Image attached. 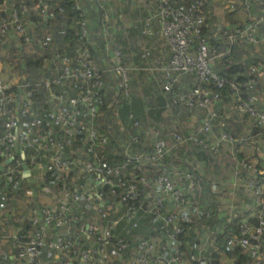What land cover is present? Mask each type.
<instances>
[{"label":"built area","instance_id":"obj_1","mask_svg":"<svg viewBox=\"0 0 264 264\" xmlns=\"http://www.w3.org/2000/svg\"><path fill=\"white\" fill-rule=\"evenodd\" d=\"M91 1L99 13V23L95 34L100 37L103 44L104 64L95 63L86 47L76 48V53L72 56L55 52L57 70L42 80L45 84L56 85V88L50 90L48 99L53 101L54 105L45 112L42 127L39 129L30 124L20 127L16 115H8L2 122L0 156L3 162L10 163L6 169L0 168V181L11 188L20 187L21 182L17 172L25 177L30 175V169L34 168L32 173L34 178L40 177L44 169L49 173L51 183L60 182L61 185L57 186L56 190L50 182L42 183L38 187L37 192L51 195L52 204L33 202L29 205V232L22 235L17 231L13 235L17 241L14 244L12 259H0V264H39L41 262L40 248L52 250L53 260H58L60 264H72V260H76L75 264H104V261L111 264L116 259L121 264H147L151 258L157 264H170V262L182 264L177 250L153 258L151 252L154 243L151 240L138 237L131 245L125 236L109 232L110 227L120 219L125 220V223L129 224L128 227L136 226L138 216L134 201L137 194L139 195L137 183L146 184L147 177L141 172L139 176L133 175L135 180L126 178L124 174H121V170L125 169L130 160L126 150H124L126 154L124 159L109 162L106 158L110 155L104 153L100 147L108 141L109 137L107 133L98 132L94 124L99 113V104L102 103L101 89L105 87V75L107 73L112 80L111 85L116 98H127L131 92L130 72L135 68L129 65L119 46L109 43L112 33L111 24L107 12L100 9V0ZM203 1L154 0L152 16L144 19L139 32L150 36L157 29L167 43L169 56L163 64H155L150 68L148 65L141 69L145 73L149 69L160 70L158 86L162 91L169 93L170 100L165 105L167 111L174 106L185 108L200 106L205 109L202 120L195 128L186 132H182L179 128L169 129L166 136L173 142L196 143L200 148L216 153L225 144L224 142L240 145L248 141L249 136L230 135L225 129L226 121L217 118L216 111L211 108V104L219 96L218 92L209 87L198 86L200 83H212V86L217 88H237L234 82L225 80L211 67L213 57L220 53H211L205 37L199 35V26L204 21ZM238 1L242 2L245 8L252 3L256 4L258 13L242 25L224 27L220 33L229 42L239 38L255 43L257 41L255 31L264 21V0ZM71 5L78 11L77 32L80 36H85L90 31L85 8L79 0H72ZM36 6L39 7L38 13L44 21L53 16L48 0L37 1ZM152 18L156 22L155 29L150 24ZM9 23L13 25L15 32L20 35L25 33L20 18L14 10L10 12L8 19L1 20L0 33ZM262 40L264 43V38ZM47 42L46 38L41 40L43 45ZM250 70L257 73L263 71L261 67L256 66H251ZM186 74L192 75L191 87L188 90L175 91V86ZM7 84L8 82H0V89L7 87ZM28 93L29 91L27 95ZM29 107V101H23L19 109L20 113H29ZM235 112L237 115H246L252 122L263 128L262 132L255 137L253 147L256 149L264 147V109H256L247 101H239L235 106ZM0 114H4L1 107ZM128 117L133 125L139 126L132 112H129ZM212 123L216 125L218 132L209 137ZM145 130L150 138L153 137L152 150L144 156L138 154V157L153 161L168 149L167 137L158 135L160 129L157 125L151 126L152 131ZM77 135L82 143L80 153L74 156V152H71L63 157V139ZM137 138L136 133L129 137L130 140H137ZM27 147L32 148L35 153L33 152L28 160H25L24 152ZM39 150L45 153L38 154ZM214 157L219 158V155ZM139 158V164L135 168L141 166L145 168V161ZM234 161L236 166L250 169L255 175L250 187L257 207L253 216L256 217V223L241 219L238 223V234L226 236L225 241L227 245L238 243L246 248L251 264H264V180L260 182L255 179L258 174H262L264 178V155L261 166L246 161L242 156L234 157ZM23 163L26 164L27 171L22 169ZM169 171L156 172L153 182L160 194L153 197L151 205H148L145 211L158 217L162 223L159 228L166 231L167 236L174 237L181 230L179 223H175L174 220L188 221L189 219L183 214L184 209L187 206L197 207L196 200H191L187 195L189 188L196 186V180L187 171L178 169ZM181 173L186 179L185 185L174 182L172 175L180 176ZM104 186L108 195L115 197L124 206L122 209L115 208L118 215L110 223L100 221L101 224H99L94 219L84 220L82 215L84 210L81 208L83 201L88 204L90 200L96 199L98 202L93 205V208L101 212V216L108 213L111 202L102 194L101 188ZM30 188L33 190L34 185ZM57 191L62 193L60 197L55 195ZM2 193L6 194V191ZM161 197L174 203L175 213H162L158 209ZM118 209H120L119 212ZM177 213L181 214L177 216ZM197 214L195 213L194 216ZM71 223L74 225L71 226ZM168 225L170 230L167 229ZM81 236H85L86 241L83 243L84 246H77Z\"/></svg>","mask_w":264,"mask_h":264},{"label":"trees","instance_id":"obj_2","mask_svg":"<svg viewBox=\"0 0 264 264\" xmlns=\"http://www.w3.org/2000/svg\"><path fill=\"white\" fill-rule=\"evenodd\" d=\"M37 1L42 0H0V23L3 18L8 19L10 12L15 11L17 13V16L20 18V21L22 23V26L25 30V33L23 35H20L19 33V39L21 46L18 47L20 49V52L18 51L17 56V65L18 67L17 73L20 75L17 81H14L12 83L8 82L7 87L0 89V107L4 110V114H0V129H3L2 122L8 115H16L18 124L20 127L25 126V124H30L34 127H39V129L43 125V117L45 115V112L47 109L52 107L54 105L53 101H49L50 90H53L56 88V85L54 84H45L42 80L44 78L51 76L52 73H54L57 70L56 66V59L54 57V53L57 52L59 54H67L69 56H72L76 53V48L78 47H86L89 54L91 55L93 61L95 63L97 62L98 57L103 58V44L100 38L95 34H91L89 31L87 35L80 36L77 32V9L73 8L71 5L72 0H48V5L51 6L53 11V16L50 17L47 21H44L42 16L38 13V8L36 6ZM174 2L177 1H191V0H173ZM81 4V0H79ZM83 6V5H82ZM205 0L203 1V10H204V21L199 26V35L205 37V41L207 43V46L209 50L212 53H220V56H214L211 62V67L213 70L220 76H222L225 80L232 81L236 84L237 88H217L212 86V83H200L198 84L201 88H211L214 91H217L219 96L216 100L213 101L212 105L214 103H228L230 104V109L233 110L234 114L235 112V106L239 101H247L249 104H251L256 109H264V103L258 104L257 99L253 98L256 95L258 96L259 93L264 94V70L262 68L261 73L252 72L250 70L251 66H258L261 67L262 65V54L264 55V52L260 50L257 51L258 55L257 57L254 55L256 54L254 49H249L245 47V49L248 51L247 57H243L239 59L237 58L234 53L235 50L232 51V47L236 48L239 46V44L242 42L253 45L252 42L245 40V39H239L236 38L232 42H229L228 40H225L223 36L221 35L220 31L225 26L218 24L215 25L214 23H211L213 21V17H210L207 14L208 10L206 8ZM256 6V4L252 3L247 7V11L249 7ZM24 7V9H22ZM84 7V6H83ZM250 11V10H249ZM258 13V11H257ZM256 13V14H257ZM253 15L248 14V16L244 19L248 21L249 19H252ZM244 22H236L230 26L236 25V24H244ZM40 26H44L46 29L41 37H39L35 42H32L31 44L33 47L31 48V51H24V46L31 42L32 39V33L35 32V28ZM216 26V29L218 31V34L221 35L222 38H214V37H207V29L208 26ZM25 27L28 29V27H32L34 30L31 32H27ZM264 25L261 24L258 25L256 31H255V37L259 38L262 34L260 32V29H263ZM229 28V27H228ZM9 29L14 30L13 25L11 23L7 24L4 31L1 34H4L8 32ZM214 30V27H213ZM15 32V31H14ZM259 33V34H258ZM264 35V34H263ZM26 36V38H24ZM46 38L47 43L45 45L41 44V40ZM223 41L225 43H223ZM1 47V45H0ZM1 58H5V54L0 52ZM15 56V55H14ZM232 56V58H231ZM233 56L236 57V59L233 58ZM9 57V61L11 63L13 62ZM99 58V59H100ZM219 58V59H218ZM258 58V59H257ZM98 59V60H99ZM19 60V61H18ZM243 60V61H240ZM6 59L3 62L4 65H6ZM14 67V66H13ZM50 67L51 70H50ZM47 68L49 71H47ZM192 75L186 74L181 77L179 80V83L175 86V91L180 90H188L191 87L192 84ZM2 83H5V81H0ZM110 90V89H109ZM29 91L28 95L27 92ZM73 90L71 89V92ZM10 93V94H9ZM102 93V103L99 104V113H97V120L94 121L95 127L98 132H104L107 133L108 141L101 144V150H103L104 153H107L110 156H107V161L109 162H117L125 158L126 154L129 156L130 160H128L127 165L125 169L121 170V174H124L126 178H130L135 180L133 175H141V172H143L147 177V182L154 185V179L155 174L158 171H169L170 167H172L174 164L171 159L170 155L168 157V151H165L160 157L155 158L153 161L145 160L144 157L139 158L138 154L141 156H144L149 154V152L152 150V142L153 137L150 138V135L145 133V126H150L152 123L148 122L146 120V116H148V119H152V122L157 123L159 119L161 118L160 112L166 108V103L168 100L169 93H166L162 91L159 87L158 90L155 91L154 97L152 98V101L145 102L148 104L149 108H146V104L142 101H139L138 104L134 107L133 110V117L138 120L139 126H135L130 122L129 119V113L127 115V123L128 127H130L131 131L129 133V137L131 134L136 133L138 135L137 140H130L127 143V145H124V147H117L115 141L120 136L117 133L113 131V124L112 120L114 117L113 108L118 104L117 102L121 103L123 100L129 99V97H121L116 98L114 89L111 88V98L114 100L111 103V106L106 107V102H109L111 99L108 95H106L104 87L101 89ZM107 98V101H106ZM7 99V100H6ZM29 101V113H20L19 109L22 105L23 101ZM257 100V101H256ZM151 105V106H150ZM211 108L216 111L217 118H222L226 121L225 129L228 130V117L225 115V113H222L221 110L216 109L215 107ZM198 108H201L200 106H195ZM185 108V107H183ZM204 112L205 109L201 108ZM37 118H36V117ZM226 116V117H225ZM242 116V115H241ZM246 116V115H245ZM132 117V118H133ZM133 118V119H134ZM99 120V122H98ZM125 121V122H126ZM149 121V120H148ZM215 122V121H213ZM156 126V125H155ZM252 127V131H256L255 135L256 137L262 132L263 128L254 122L250 124ZM158 127V126H157ZM159 128V127H158ZM158 131L159 136H166V133L169 130L161 129ZM176 129V128H175ZM152 131V130H150ZM229 132V130H228ZM146 134V136H144ZM230 134V132H229ZM231 135V134H230ZM234 136V135H232ZM128 137V138H129ZM236 137V136H234ZM172 144H175L177 142H173L171 140ZM183 146L187 145L191 147V150L193 151V155H196L197 157H205L211 159V157L217 156L218 151L216 153H211L205 149L200 148L196 143H180ZM63 145H64V151L62 152V156H68L71 152H74L73 150L75 148L82 149V143L81 140L78 138V135L75 137H69L63 139ZM113 148V149H111ZM124 150H126V154L124 153ZM33 149L27 147L24 152V158L25 160H28L29 156L33 154ZM35 153V152H34ZM45 153L44 151L39 150L38 154ZM80 153V152H79ZM79 153L74 152V156L78 155ZM239 156V155H238ZM42 158V157H41ZM137 158V159H136ZM138 158L145 161L146 165L145 168L142 166L139 168H135L136 165H138L139 161ZM183 158V160H180L185 164L183 167H180L177 162H180L179 160H176L174 165L179 166V171L183 170V172L187 171L192 174L193 177L197 179V169L194 166V160ZM10 162H3V159L0 156V168L6 169L7 165ZM158 169V170H156ZM30 175L22 177L20 176V173L17 172V175L20 177L21 185L17 188H11L8 185H5L4 182L0 181V204H4L6 202V197L10 198L7 202L10 203L12 200H14V203L12 204L13 207H19L22 209H28L29 205L33 202L24 200L22 204H15L18 203L16 199H19L22 195V192L24 191V188L28 186L29 188L34 185V189L38 190V187L42 183L50 182L53 189H57V186H60L61 183H51V180L49 179V173L42 169V172L40 174V177L34 178L32 176V173L34 172V168L30 169ZM129 172H131V177H129ZM170 172V171H169ZM172 175V174H171ZM174 182L185 185L186 179L184 175L181 173V175H172ZM263 177V176H262ZM180 178V179H178ZM30 179L34 183L27 182V180ZM264 180V178H262ZM261 180V181H262ZM202 188L200 189L199 195L195 196H189V191L187 193L188 197L191 200H197L198 196L202 202L195 201L197 204H201L200 211L198 212L197 216H194L191 220L179 222L178 219H175V223H179L181 230L177 232L174 237H169L165 234L166 231L163 229H160L161 226V220L157 218L154 214H149V212L145 211L147 204L151 205V200L153 201V197L155 195H159L160 193L150 195L149 197L147 195L144 196V193H146L148 190L144 188V184L137 183V188L139 191V195L137 194V198L134 201L135 206L137 207V216L142 215V218L139 220H142L145 218V215H150L151 223L153 225V229H148V231L143 233L144 238L148 237H155L160 239L157 243L154 244V248L152 249V257L155 258L157 255L162 254H168L169 252L173 250H177V252L180 255L181 263L182 264H197L199 261H203L204 264H219L220 260L223 257L229 258V262L231 264H251L250 257L248 253L246 252V248L239 245L238 243H234L232 245H227L225 238L226 236L230 235H237L239 232V226L238 223L240 221V218L242 216L238 215L237 217H232L226 220V222H222V215L217 217V213L214 209L216 202L213 200V190L208 187V185L211 187L210 183L205 182L206 180L201 179ZM148 183H146V186ZM103 196L112 203H115L117 207L122 209L124 206L119 201L115 199V197L108 195V191L106 187L104 186L101 188ZM2 191H6V194H3ZM153 191V190H152ZM151 193V191H149ZM98 201L96 199H92L89 202V206L87 207L85 204L86 202L83 201L81 203V206H83L85 215L84 220H87L88 213L90 211V208L92 209V215L91 218L99 221H102V223H110L112 219H109V214L107 213L105 216H101L97 210H95V207L93 208L94 204H97ZM170 203V202H169ZM196 204V205H197ZM23 205V206H22ZM87 207V208H86ZM158 209L162 213H175L176 211H165L164 205L162 203V197L160 200V206H158ZM88 210V211H86ZM207 210V211H206ZM21 214L27 215L26 211H23ZM100 214L99 217L97 215ZM212 214L216 215L217 218H214L215 220L211 221V224L209 228L206 230L208 233L211 232L207 236V242L208 244L204 247V250L209 249L208 254H197L196 249L192 247L195 245L200 238V234H195L196 239L194 237H191V235L194 234V231H192V227H194V222L192 220L199 221L202 219H208L212 217ZM96 218H95V217ZM29 218H25L21 223V228L19 230L20 234H27L29 232ZM249 223H256V217L249 218L247 220ZM140 223V222H139ZM216 223V224H214ZM222 224L224 226L222 227ZM74 223H71V226H73ZM138 222L135 227H128L129 224L125 223V220L120 219L119 221L115 222L112 227H110V234H118L125 236V238H128V234L132 231H136L138 227ZM218 225V226H217ZM160 229V231H159ZM167 229L170 230V226H167ZM204 233V231H203ZM17 241V240H16ZM86 237L81 236L80 239L77 241V246H84L83 243H85ZM130 244L131 240L129 239ZM156 242V241H154ZM173 243V244H170ZM212 243V244H211ZM212 245V246H211ZM14 249V248H13ZM48 251L50 253H47V256L45 259L53 260V251L45 248H40V254L42 251ZM163 252V253H162ZM69 254V252H67ZM39 254V255H40ZM41 261V260H40ZM56 264H60L58 260H54ZM76 260H72V264H75ZM39 264H44L42 261ZM54 264V263H53ZM147 264H157L155 260L152 258L149 260ZM159 264V263H158ZM170 264H179L175 262H170Z\"/></svg>","mask_w":264,"mask_h":264},{"label":"crops","instance_id":"obj_3","mask_svg":"<svg viewBox=\"0 0 264 264\" xmlns=\"http://www.w3.org/2000/svg\"><path fill=\"white\" fill-rule=\"evenodd\" d=\"M226 0H205V4L207 6L211 7V16L213 17V21L211 23H214L215 25L221 24L224 25L225 28L231 27L230 25L238 22H244L245 18L250 15H254L258 11V6L249 7L248 11L247 8L244 7L243 3L238 1L239 3H236L235 7L230 8L227 10L222 6V4H225ZM233 1V0H232ZM237 0H235L236 2ZM101 2V10L106 11L108 14V18L111 24V38L109 40V43H113L116 46H119L121 48V51L124 54V57L128 61L129 65H131L133 68H135L133 71L136 73L131 74V81L132 85H136L137 83L136 78L140 80V84H153V82L147 80L149 77L156 78L155 76L158 74V82L160 80V70H150L145 73L144 70L141 68L149 65L148 68L151 66L163 64L166 59L169 56V49L167 46L166 41L159 35L157 29H155L156 22L153 20V18L150 20V24H152L154 30V34L147 36L144 34H141L139 32L140 27L143 25L144 19L147 17H151V13L154 10V0H100ZM81 4L84 6L86 11V19L88 26L90 28V32H96L98 27V20H99V13L98 10L95 8L94 3L91 0H81ZM229 4V3H228ZM238 9L240 10L238 12ZM250 10V11H249ZM222 13V15H221ZM217 20V21H216ZM264 22V21H263ZM262 22V23H263ZM261 25L263 26L264 23ZM214 27V30H213ZM263 29H260L261 34H264V27ZM28 29L33 32L32 27H28ZM95 34V33H94ZM207 37H214V38H222L220 34H218V31L216 29V26H208L207 29ZM259 34V33H258ZM19 34L17 32H14V30L9 29L8 32L1 34L0 33V52L5 54V58H1L0 55V81L5 82H14L17 81V71L18 67L17 65V56L18 51L20 52V49L18 47L21 46V43L19 42ZM100 38V37H99ZM225 40H228L227 38L223 37ZM101 40V39H100ZM258 42V41H257ZM223 43H225L223 41ZM254 51L256 54H254L256 57L258 55L257 51L259 52L262 50L264 52V47L260 45L258 42L253 44ZM31 49V47H30ZM32 50V49H31ZM30 50V51H31ZM235 50L234 55L239 59L243 57H247L248 52L245 47L243 46L242 42L234 48L232 47V51ZM15 55V56H14ZM220 56V55H218ZM233 56L234 59L236 57ZM10 59L15 62L11 63L9 61ZM100 57H98L99 59ZM232 58V56H231ZM262 65L261 67L264 70V55L262 54ZM6 59V65L3 64V62ZM97 59V62L99 64H104V58ZM219 59V58H218ZM258 59V58H257ZM19 61V60H18ZM243 61V60H240ZM14 66V67H13ZM131 70V71H132ZM148 76V78L146 76ZM106 79H105V92L106 95H108L111 98V88L112 87V80L110 79L109 75L106 73ZM142 76V77H141ZM141 77V78H140ZM137 80V81H138ZM156 80V79H155ZM110 89V90H109ZM138 93V91L136 92ZM153 98V97H152ZM152 98L146 100L144 97H140L138 95H135L132 93L131 97L129 99L123 100L121 103L119 101L118 104L113 108L114 117L111 121L113 124V131L120 135L117 140L115 141L116 146L124 147V145H127L129 142V133L131 131L130 127H128L127 123V115L129 112H134V107L138 104L139 101H143L144 103L147 101H152ZM258 104L264 103V94L259 93V95L256 97ZM107 101V98H106ZM112 101H114L112 98L109 100V102H106V107L111 106ZM146 104V103H145ZM212 105V104H211ZM149 105L146 104V108ZM151 106V105H150ZM212 107H215L216 109H219L222 111V113H225V115L228 117V130L231 135L239 136V135H248L249 138L248 141L239 144L231 143V142H224L219 151L218 155L219 158L211 157L209 158L205 157H197L196 155H193V151L191 150L190 146H183L180 143L172 144L171 140L167 137V143H168V151L167 154L171 156V161L175 163L176 160H183V158H189L191 160H194V166L197 169V172L199 175H197V179L195 178V185L194 187L189 188V196H195L199 195L200 189L202 188L201 179L206 180L205 182L210 183L211 187L208 185L210 189L213 190L212 195L214 196V192L216 191V195L213 198L215 200L216 205L214 207L216 213L218 214L217 217L222 215L221 219L222 222H226L227 219L232 217H237L238 215L242 216L241 219L248 220L249 218H254V213L256 212V204L253 199L252 195V189L250 187L251 183H253V179L255 175L252 173L250 169H245L240 166H236V160L234 161V157L242 156L246 159V161L253 163L256 166L262 165V157L264 155V147H260V149H256L253 147V143L255 141V133L256 131H252V127L250 124L252 123V120L245 116V115H237L234 114L233 110L230 109V104L228 103H214ZM203 111L201 108L198 107H189V108H183L179 106L170 107V110L167 111V108L163 109L160 112L161 118L157 123L152 122V119H148V116H146L147 123L151 122L152 124L147 129L150 131L151 126L157 125L161 129H175L179 128L182 132H186L190 129H193L196 127V125L202 120L203 118ZM149 120V121H148ZM126 121V122H125ZM99 122V120H98ZM211 132L208 134L209 137L214 136L217 134L218 129L214 123H212ZM80 148H75L73 151L79 153ZM113 149V148H111ZM235 149V150H234ZM186 159V160H187ZM177 162V161H176ZM170 167V169H180V167H183L185 164H183L182 161L177 162L179 165H174ZM129 175L131 176L132 174ZM28 176V175H27ZM262 174H258V176L255 178L258 181L261 182L262 180ZM180 179V178H178ZM27 182L34 183V180L31 181L30 179L27 180ZM148 185L144 184V188L148 191L144 193V196L147 195L148 197L152 195V193L157 194L158 191L154 187L153 184H150L147 182ZM201 187V188H200ZM153 190V191H152ZM151 191V193L149 192ZM28 193V192H27ZM31 193V192H30ZM36 194V193H35ZM32 194L31 197L36 196L38 197V201H40L38 194ZM44 195V194H43ZM26 196H29L25 193V191L22 192V195L19 196V199H16L18 203H15L17 205L21 204V200L24 201ZM42 196V195H41ZM44 197V196H43ZM198 199L196 201H200L201 199L196 196ZM47 202V201H45ZM170 202V203H169ZM202 200L200 201V203ZM229 202V203H227ZM12 204L14 202H11ZM38 203V202H36ZM152 203V200H151ZM162 203L164 205L165 211H173L174 203H171L168 199H162ZM5 203V205H0V218L2 217V220L0 219V259L2 260H10L12 259V252H14V244L16 243L15 239L13 238V235L20 230L21 223L25 218H29V210L26 209L27 215H23L21 208L19 207H13L12 204ZM52 204V202L50 203ZM149 205V203L147 204ZM87 207L89 204L86 205ZM86 207V208H87ZM201 204H197V207L194 208L192 206H187L184 209L183 214L186 215V217L191 220L194 217L195 213H198L200 211ZM83 209V206H81ZM84 210V209H83ZM88 211V210H86ZM150 214V213H149ZM145 215V218L142 220H139L142 218V215L137 217L138 227L136 231H132L128 234V238L131 240V243H133L138 237H142L143 233L148 231V229H153V225L151 223L150 215ZM181 213H177V216ZM199 214V213H198ZM82 215H85V212L82 213ZM6 217L8 218L7 221H5ZM217 218L216 215L212 214L211 218L208 219H202L199 221H194V227H192V231H194V234L191 235V237H194L196 239L195 234H200L201 240H199L195 245L194 249H196L197 254H208L209 249L204 250V247L208 244L207 236L211 233L210 231L207 233L206 230L209 228L211 221L215 220L213 219ZM158 218V217H157ZM11 219V220H10ZM140 222V223H139ZM216 224V223H214ZM218 226V225H217ZM224 224H222V227ZM204 231V233H203ZM149 240H151L154 244L157 243L160 239L155 237H148ZM156 241V242H154ZM173 244V243H170ZM212 244V243H211ZM212 246V245H211ZM163 253V252H162ZM41 256V254H40ZM47 256V254H46ZM44 256V258L46 257ZM41 260V257H40ZM230 260L229 258L223 257L219 264H225L228 263ZM231 263V262H230ZM197 264H204L203 261H199Z\"/></svg>","mask_w":264,"mask_h":264},{"label":"rangeland","instance_id":"obj_4","mask_svg":"<svg viewBox=\"0 0 264 264\" xmlns=\"http://www.w3.org/2000/svg\"><path fill=\"white\" fill-rule=\"evenodd\" d=\"M229 3V4H228ZM236 3H239L238 2V0L235 2V0H226L225 1V4H222V6L227 10V8L229 9L230 8V6H232V8H234L236 5ZM206 8L208 9V10H206L207 11V14L209 15V16H211V12H212V10H211V7L210 6H206ZM240 10L238 9V12H239ZM221 15H222V13H221ZM217 21V20H216ZM238 23H240V20H238ZM264 23V22H263ZM262 23V24H263ZM30 28V27H29ZM25 29H26V31L28 32L29 30L25 27ZM46 29L44 28V26H40V25H38V27H36L35 28V32L34 33H32L33 35H32V39H31V42L30 43H28V44H26L25 46H24V51H30L31 49H30V47L32 48L33 47V45L31 44L32 42H35L39 37H41V35L43 34V33H45L44 31H45ZM261 32V31H260ZM95 32L93 31L92 32V34H94ZM95 35V34H94ZM264 38V35L262 34L259 38H256V40L260 43V45H262L263 47H264V43H263V39ZM255 42V43H257L258 44V42ZM255 43H253V44H255ZM249 44H246V43H243V46H245V47H247V48H249V49H254V46L253 45H250V47L248 46ZM211 52V51H210ZM212 53V52H211ZM147 64H145V66H146ZM256 67H258V66H256ZM51 68L52 67H50V70H51ZM261 69H262V67H261ZM47 71H49V69L47 68ZM133 73H135L133 70L131 71V74H133ZM135 75H136V73H135ZM19 74L17 73L16 74V77H17V79L19 78ZM137 76V75H136ZM136 76L134 77L135 79H136V83H137V88H136V85H132V81H131V92H130V96L132 95V93L133 94H135V95H138V96H140V97H144L146 100H148V99H150V98H152V97H154V93H155V91L156 90H158L159 89V82H158V74L155 76L156 78V80L154 79V78H151V77H149L148 78V76H146L148 79L147 80H149V81H151V82H153V84H144V85H141L139 82H140V80H138L137 78H136ZM142 77V76H141ZM140 77V78H141ZM16 79V80H17ZM138 80V81H137ZM138 91V93H136ZM210 108V107H209ZM36 117V116H35ZM37 118V117H36ZM149 129V127L148 126H145V129ZM144 136H146V134H144ZM31 188H29L28 186H26L25 188H24V191H25V193L27 194V195H29V196H26V197H24L25 198V200L26 201H30V199H31V201L30 202H41V204H50L51 202H52V200H53V198L51 197V195L50 194H41L39 191L37 192V189H34V190H30ZM28 192V193H27ZM32 194H38V196H39V199H40V201H38V197H36V196H33V197H31V193ZM188 192V191H187ZM216 191L214 192V196H213V198L215 197V195H216ZM35 194V195H36ZM62 193H60V191H57V192H55V195L56 196H58V197H60V195H61ZM42 195V196H41ZM44 196V197H43ZM10 198H6V202H7V200L8 201H10L9 200ZM15 200V199H14ZM14 200H12V202H14ZM45 201H47V202H45ZM8 203V202H7ZM22 203H24L22 200H21V204ZM227 203H229V202H227ZM10 204H12L11 202H10ZM9 204V205H10ZM23 206V205H22ZM115 208H117V205L115 204V203H112V204H110V206H109V208H108V214L109 215H111V216H109L110 218L109 219H115L116 217H117V215H118V213H117V211H116V209ZM22 210V209H21ZM119 210L120 209H118V212H119ZM23 211H26V209H24ZM22 211V212H23ZM92 209L90 208V211L88 212V213H90V214H88V220L89 221H92V218H91V215H92ZM100 214H101V212H99ZM117 213V214H116ZM100 214H98L97 215V217H99L100 216ZM3 217V216H2ZM2 217L0 218L1 220H2ZM95 217V216H94ZM96 218V217H95ZM8 220V218L6 217V219H5V221H7ZM11 220V219H10ZM97 221V223H99V224H101V222L99 221V220H96ZM47 253H50V252H48V251H42L41 252V261H42V263H44V264H56L55 263V261L54 260H52V258H51V260H48V259H45L44 258V256H46V254ZM227 263V262H226ZM225 263V264H226ZM104 264H110L109 262L107 263L106 261H104ZM111 264H121L120 263V261H118V259H116V260H114L113 262H111Z\"/></svg>","mask_w":264,"mask_h":264},{"label":"water","instance_id":"obj_5","mask_svg":"<svg viewBox=\"0 0 264 264\" xmlns=\"http://www.w3.org/2000/svg\"><path fill=\"white\" fill-rule=\"evenodd\" d=\"M22 169L24 170V171H27V166H26V164L25 163H23L22 164ZM23 174L25 175V173L23 172Z\"/></svg>","mask_w":264,"mask_h":264}]
</instances>
